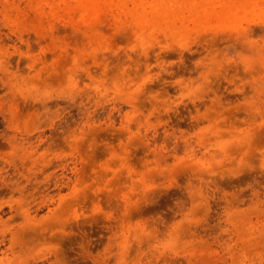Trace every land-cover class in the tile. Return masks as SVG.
I'll return each instance as SVG.
<instances>
[{
    "label": "rangeland",
    "instance_id": "obj_1",
    "mask_svg": "<svg viewBox=\"0 0 264 264\" xmlns=\"http://www.w3.org/2000/svg\"><path fill=\"white\" fill-rule=\"evenodd\" d=\"M0 264H264V0H0Z\"/></svg>",
    "mask_w": 264,
    "mask_h": 264
}]
</instances>
